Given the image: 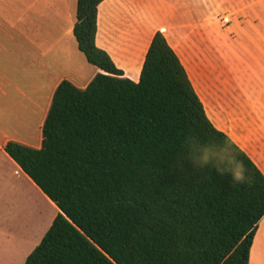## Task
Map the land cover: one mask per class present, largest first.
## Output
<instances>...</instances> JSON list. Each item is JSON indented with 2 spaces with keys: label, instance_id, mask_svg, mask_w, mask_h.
I'll list each match as a JSON object with an SVG mask.
<instances>
[{
  "label": "trees",
  "instance_id": "1",
  "mask_svg": "<svg viewBox=\"0 0 264 264\" xmlns=\"http://www.w3.org/2000/svg\"><path fill=\"white\" fill-rule=\"evenodd\" d=\"M104 1L77 0L73 28L79 50L103 73L84 90L60 83L40 149L5 146L58 209L24 264H250L264 174L210 121L161 32L140 80L124 77L96 45ZM225 141L247 169L242 183L188 160L186 149Z\"/></svg>",
  "mask_w": 264,
  "mask_h": 264
},
{
  "label": "crops",
  "instance_id": "2",
  "mask_svg": "<svg viewBox=\"0 0 264 264\" xmlns=\"http://www.w3.org/2000/svg\"><path fill=\"white\" fill-rule=\"evenodd\" d=\"M204 7L230 17L241 44L209 39ZM76 12L77 0H0V202L27 183L58 213L5 146L40 149L60 83L84 90L103 73L79 50ZM157 32L179 57L213 125L264 174V0H105L98 7L96 45L134 82Z\"/></svg>",
  "mask_w": 264,
  "mask_h": 264
},
{
  "label": "rangeland",
  "instance_id": "3",
  "mask_svg": "<svg viewBox=\"0 0 264 264\" xmlns=\"http://www.w3.org/2000/svg\"><path fill=\"white\" fill-rule=\"evenodd\" d=\"M204 7L205 35L232 47L242 39L233 29V20ZM37 120V119H36ZM6 192L0 202V264H24L49 230L57 211L29 184ZM260 239L250 264H264V221L260 225ZM27 255V256H26Z\"/></svg>",
  "mask_w": 264,
  "mask_h": 264
},
{
  "label": "clouds",
  "instance_id": "4",
  "mask_svg": "<svg viewBox=\"0 0 264 264\" xmlns=\"http://www.w3.org/2000/svg\"><path fill=\"white\" fill-rule=\"evenodd\" d=\"M186 151L188 160L198 170H214L217 175L228 177L234 184L242 183L247 178L245 165L234 157L233 147L228 141H225L224 147H206L201 151L188 148Z\"/></svg>",
  "mask_w": 264,
  "mask_h": 264
}]
</instances>
